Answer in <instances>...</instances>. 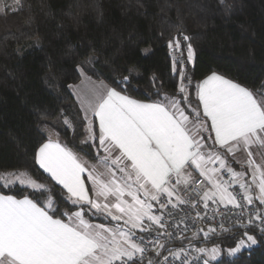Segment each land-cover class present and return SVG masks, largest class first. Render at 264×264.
<instances>
[{
	"label": "snow or ice",
	"instance_id": "6c2138e0",
	"mask_svg": "<svg viewBox=\"0 0 264 264\" xmlns=\"http://www.w3.org/2000/svg\"><path fill=\"white\" fill-rule=\"evenodd\" d=\"M219 3L231 9L226 0ZM22 9L23 0L11 4L0 0V14ZM180 35L186 57L182 52L172 57V73L180 77L177 96L161 93L153 77L155 91L147 94L149 102L134 99L123 94L135 90L134 77L119 79L118 91L103 80L93 83L88 76V71H95L96 58L85 62L87 70L77 65L84 77L81 85L92 84L83 94L77 92L87 132L81 143L96 149L99 167L89 166L71 148L53 140L59 134L49 128V138L35 149L28 167L38 165L66 190V196L60 195L67 209L27 168L0 172V264H200L201 260L209 264V258L220 255V247L197 246V242L206 243L236 227L254 226L264 233V91L254 92L216 71L194 84L185 59L194 68L197 52L191 37ZM168 47L180 52V39L174 36ZM192 88L202 114L193 110L190 119L181 105H188ZM93 118L98 120V133ZM64 123L72 127L67 118ZM233 163L246 170H235ZM25 189L28 194L21 198L9 194ZM190 190L198 200L188 198ZM210 202L217 207L210 209ZM198 203L204 211H196L194 217L172 224L165 218H172L169 205L176 209L190 204L195 209ZM220 205L227 212H220ZM229 213L237 216L230 228L221 222L219 229L209 224L207 230L184 235L189 230L186 219L194 224ZM246 213L247 223L239 218ZM99 218L105 223L93 222ZM177 241L182 246L176 247ZM257 242L244 231L227 253L233 255Z\"/></svg>",
	"mask_w": 264,
	"mask_h": 264
},
{
	"label": "trees",
	"instance_id": "16d2710c",
	"mask_svg": "<svg viewBox=\"0 0 264 264\" xmlns=\"http://www.w3.org/2000/svg\"><path fill=\"white\" fill-rule=\"evenodd\" d=\"M226 3L230 10L219 0H23L22 10L0 14V172L27 168L67 209L60 195L66 192L38 165L33 169L28 164L49 128L68 148L97 160L96 149L81 143L85 121L69 88L81 77L77 65L87 70L85 62L91 58H96L95 71L87 74L117 90L119 79L134 77L135 90L124 92L131 97L149 100L147 94L155 88L177 96L180 77L172 73L168 42L182 32L197 52L194 68L186 67L194 84L216 71L254 92L264 91V0ZM189 91L190 107L181 106L193 118V110L201 108L195 89ZM9 194L21 198L28 190ZM93 221L105 223L103 218ZM244 231L257 244L229 255L227 249L235 247ZM199 237L203 241L202 233ZM203 245L221 249L209 264H264V233L253 226L197 242Z\"/></svg>",
	"mask_w": 264,
	"mask_h": 264
},
{
	"label": "built area",
	"instance_id": "2783aa9c",
	"mask_svg": "<svg viewBox=\"0 0 264 264\" xmlns=\"http://www.w3.org/2000/svg\"><path fill=\"white\" fill-rule=\"evenodd\" d=\"M178 39H180L181 45H182V48H181L180 52H174L173 50H170L169 47H168V53H169L171 59H172L173 55L179 57L181 52L186 57V45H185V42L183 41V36H179ZM187 65H188V63H187V61L185 59V66L187 67ZM177 66L180 67L179 64H177ZM225 179H227V176H225ZM194 187L195 186H193V188ZM234 188L237 189V192H238V185H235ZM180 194L182 196L185 195V193L183 191H181ZM199 195H202V193H200ZM239 195L240 194L238 193V196ZM188 198L190 200H198L199 196H198V194H196L195 192H192L190 190ZM214 207H217V206L216 205H212L211 202H210V209L214 208ZM249 207H251V206H249ZM229 208H231V206H229ZM219 210H220V212H227V210L222 205L219 206ZM167 211L172 212V218H168L167 216L165 218L168 219L169 224H172V223H175V222H179L182 218L194 217L196 211L203 212L204 209H203V204L202 203H198L195 209H193L190 206V204L179 205L176 209H172L171 205H169ZM236 218H237L236 215L229 213V214L224 215L223 217H221L220 215H217L214 220L205 219V220H202V221H197L194 224L192 223V220L189 218V219L185 220V223H187L189 225V230L187 232H185L184 235L185 236L191 235L193 231H197L199 228H204L205 230H207V227H208L209 224H211L214 227H216L217 229H219V224L221 222L224 223L225 228H230V226H232L234 224V221H235ZM239 218L242 219L245 223H247V213L245 214V216L239 217ZM180 228L183 229L184 225L181 224ZM169 230H171V229H169ZM146 239H147V237H146ZM179 243L180 242L177 241L175 246L176 247L182 246ZM186 243L187 242H185V244ZM165 254H167V253H165ZM150 255H151V253H150ZM201 255L203 256L204 254H201ZM200 264H203L202 260H201Z\"/></svg>",
	"mask_w": 264,
	"mask_h": 264
},
{
	"label": "crops",
	"instance_id": "0c3cea01",
	"mask_svg": "<svg viewBox=\"0 0 264 264\" xmlns=\"http://www.w3.org/2000/svg\"><path fill=\"white\" fill-rule=\"evenodd\" d=\"M81 75V74H80ZM89 76V75H88ZM91 77V76H90ZM92 78V77H91ZM203 79V78H202ZM201 79V80H202ZM82 80H84V77L83 76H81L80 77V79L76 82V83H73V84H71V85H75V88H71L70 89V91H71V93H72V95H73V97H74V99L76 100V102H77V104L79 105V107H80V109H81V111H82V108H81V104H80V101L77 99V92H79V93H81V94H83V92L84 91H86L87 89H89V88H91L92 87V84H89L88 82H86L85 81V83L83 84V85H81V81ZM92 81H93V83H98L100 80L99 79H94V78H92ZM200 81V80H199ZM198 81V82H199ZM106 84V83H105ZM76 86H80L79 88H77ZM109 86V85H108ZM109 87H111V86H109ZM70 88V87H69ZM74 89V90H73ZM119 91V90H118ZM123 94H126V93H123ZM126 95H128V94H126ZM197 97V96H196ZM132 98H134V97H132ZM134 99H136V98H134ZM197 99H198V97H197ZM138 100H140V99H138ZM141 101H145V102H149V100H141ZM200 108H201V112H202V106L200 105ZM82 114H83V116H84V112L82 111ZM89 117L90 118H92L91 117V113H89ZM191 119V118H190ZM93 120H94V125H96V127H97V129H98V120H96L95 118H93ZM85 125H86V121H85ZM85 129V128H84ZM48 138H49V135H48ZM47 138V139H48ZM52 139L53 140H56V139H58L57 138V136L56 135H53L52 136ZM59 140V139H58ZM47 141V140H46ZM45 141V142H46ZM59 142L61 143V144H63L60 140H59ZM64 145V144H63ZM76 153V152H75ZM77 154V156L82 160V161H87V163H88V165L90 166V165H98V160H95V161H90V160H88L87 158H85L84 156H82V155H80V154H78V153H76ZM99 155L100 156H103L104 155V153H103V151L101 150L100 151V153H99ZM246 155V154H245ZM243 156V155H242ZM241 157V156H240ZM234 164H236V163H234ZM232 166H233V168L235 169V170H237V171H242V170H246V169H241V167H240V165L239 164H236V166H234L233 164H232ZM98 167H99V165H98ZM42 170V169H41ZM102 170V169H101ZM43 171V170H42ZM45 174H47V173H45ZM48 175V174H47ZM85 176H86V174H84ZM194 175H198V173H194ZM49 176V175H48ZM89 182H87L86 181V184H88ZM90 186V185H89ZM61 188H62V186H60ZM65 192H66V190H64ZM67 194V193H66ZM90 194H91V191H90ZM93 222H95V223H102V222H99V221H93ZM122 223V222H121ZM138 232H139V230H137ZM185 242H187V241H185ZM180 244V243H179ZM211 247H213V246H211ZM206 257V256H205ZM207 258V257H206Z\"/></svg>",
	"mask_w": 264,
	"mask_h": 264
},
{
	"label": "rangeland",
	"instance_id": "374dc122",
	"mask_svg": "<svg viewBox=\"0 0 264 264\" xmlns=\"http://www.w3.org/2000/svg\"><path fill=\"white\" fill-rule=\"evenodd\" d=\"M179 83H180V79H179ZM73 87H71V88H75V85H72ZM70 88V89H71ZM74 90V89H73ZM83 111V110H82ZM86 126V125H85ZM85 130V129H84ZM55 133V132H54ZM47 135H49V132H48V129H47ZM86 138H87V132H86V130H85V140H86ZM241 160H243L244 158H245V156L243 155V156H241V157H239ZM203 246H205V247H208V248H211V247H209V246H207V245H203ZM208 258V257H207ZM209 260H210V258H209Z\"/></svg>",
	"mask_w": 264,
	"mask_h": 264
}]
</instances>
